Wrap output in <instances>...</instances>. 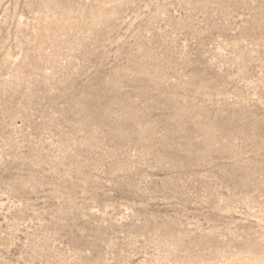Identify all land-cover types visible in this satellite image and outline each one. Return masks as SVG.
<instances>
[{"label": "rangeland", "instance_id": "1", "mask_svg": "<svg viewBox=\"0 0 264 264\" xmlns=\"http://www.w3.org/2000/svg\"><path fill=\"white\" fill-rule=\"evenodd\" d=\"M0 264H264V0H0Z\"/></svg>", "mask_w": 264, "mask_h": 264}]
</instances>
